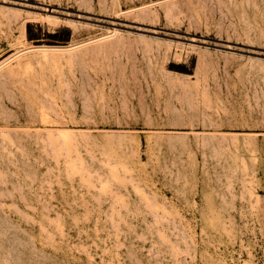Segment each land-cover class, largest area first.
<instances>
[{
  "label": "rangeland",
  "instance_id": "obj_1",
  "mask_svg": "<svg viewBox=\"0 0 264 264\" xmlns=\"http://www.w3.org/2000/svg\"><path fill=\"white\" fill-rule=\"evenodd\" d=\"M0 264H264V0H0Z\"/></svg>",
  "mask_w": 264,
  "mask_h": 264
}]
</instances>
